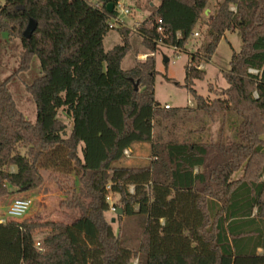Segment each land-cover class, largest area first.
<instances>
[{"label":"trees","instance_id":"16d2710c","mask_svg":"<svg viewBox=\"0 0 264 264\" xmlns=\"http://www.w3.org/2000/svg\"><path fill=\"white\" fill-rule=\"evenodd\" d=\"M119 1L0 4V35L24 46L17 70L0 79V200L9 205L17 193L38 188L46 170L65 194L62 205L79 211L69 222H0V264H264V0H222L207 21L210 0H160L148 5L135 31L119 25L121 43L106 50ZM31 18L37 28L27 39ZM203 26L205 39L190 54L184 86L196 100L191 109L222 114L231 140L155 141L154 119L182 108L155 99L154 53L161 45L187 50ZM227 30H238L241 49L225 72L228 86L209 100L195 89L206 73L199 65ZM133 32L153 55L123 69ZM34 57L41 73L26 84L36 105L32 122L10 86ZM61 110L72 119L69 132ZM145 145L147 160L124 163L127 149ZM110 192L120 196L118 217L137 220L136 247L106 216ZM45 229L50 232L37 246L35 236Z\"/></svg>","mask_w":264,"mask_h":264},{"label":"rangeland","instance_id":"374dc122","mask_svg":"<svg viewBox=\"0 0 264 264\" xmlns=\"http://www.w3.org/2000/svg\"><path fill=\"white\" fill-rule=\"evenodd\" d=\"M222 0H210L208 9L203 15V21L210 20L217 10V5ZM5 0H0L3 4ZM148 3V2H147ZM129 8L130 14L125 15L124 9ZM231 9L234 11L236 7L233 5ZM123 18L122 23L133 27L135 22L141 21L146 12L137 6L135 0H122L118 8ZM117 25L110 29L104 38V47L110 50L115 45L121 43L122 36ZM206 26L197 27L195 32L198 35H192L185 51H175L173 46L161 45L154 53L155 56V85L154 96L160 103L161 107L169 104L170 109L182 108L174 116L169 118L156 117L153 121L154 140L161 143L171 140L183 141L184 139H197L200 137L203 141L214 143L219 139L225 142L231 140L232 133L228 129L227 122L223 127V117L220 113L212 115L206 114L204 111L191 109L196 106V100L193 94L184 86L186 71L185 66L189 63L191 52L198 50L204 41V32ZM131 47L122 60L121 67L123 69L131 68L137 59L144 60L147 56L153 55L142 42V37L133 32L130 36ZM241 36L238 30H227L220 40L215 52L209 61H202L199 68L205 70L203 79L196 80L195 89L199 94L212 100L218 97L219 92L228 86L225 72L230 68V60L234 52L241 49ZM24 46L18 37H10L6 34L0 35V79L13 74L20 65L21 52ZM167 60V61H166ZM41 73L40 61L37 57L31 62L27 71L15 73L10 90L13 99L23 114L32 122L36 120V105L33 97L26 91V84L31 83L34 78ZM59 117L67 123V131L72 126V119L68 117L64 111L59 112ZM223 128V129H222ZM150 145L145 148H137L134 151H125V164H138L137 160L145 161L149 157ZM140 158V159H135ZM11 167V170H14ZM242 171L235 174V178L240 176ZM45 180L36 189H29L17 193L12 197L28 198L32 200L28 211L21 218H12L8 215V204L0 200V219L7 217V221L11 219H32L37 221H60L69 222L73 220L79 211L67 208L62 205L65 198L64 192L59 188L55 179L49 175V171H44ZM134 190V187H130ZM110 204L115 205L119 202V195L110 192ZM106 216L112 220V225L116 232L121 233L128 238V245L131 247L138 246L140 242V228L138 227L135 217H118L117 209H110ZM11 218V219H8ZM49 229H45L36 234V245L40 246L39 241L49 233ZM133 264H137L134 259Z\"/></svg>","mask_w":264,"mask_h":264},{"label":"built area","instance_id":"2783aa9c","mask_svg":"<svg viewBox=\"0 0 264 264\" xmlns=\"http://www.w3.org/2000/svg\"><path fill=\"white\" fill-rule=\"evenodd\" d=\"M119 6H120V3L118 4V8H119ZM124 14L125 15H129L130 14V9L129 8H125L124 9ZM122 21H123V18L121 17L120 11L118 10V14L116 16L112 17L109 20V24H108L109 28L113 29L117 25H126V24L122 23ZM158 22H161V19H158ZM139 23H140V21L135 22L133 27H130L129 25H126V26H129L133 31H135L136 30V26L139 25ZM158 31H162V28L158 27ZM194 35H198V32H195ZM173 48L175 50L177 49L176 47H173ZM164 107L168 108L170 106H169V104H165ZM107 189H110V186H107ZM131 191H133V190L131 189ZM107 200L108 201L110 200V194L107 196ZM31 203H32V200H30L28 198H15V199H13L10 202V204L8 205V210H7L8 215H10L12 218H21V217H23L24 214L30 208ZM111 209L113 211L116 210L115 206H113V205H111ZM8 219H11V218H8ZM6 221H7V217L4 218V219H0L1 223H4Z\"/></svg>","mask_w":264,"mask_h":264},{"label":"crops","instance_id":"0c3cea01","mask_svg":"<svg viewBox=\"0 0 264 264\" xmlns=\"http://www.w3.org/2000/svg\"><path fill=\"white\" fill-rule=\"evenodd\" d=\"M122 0L119 1V3H121ZM137 6H139L140 9H142L145 13V15L143 16V19L146 18L149 13L150 10L148 8V5L153 6V5H158L160 0H135ZM148 2V3H147ZM142 19V20H143ZM132 152V149H128Z\"/></svg>","mask_w":264,"mask_h":264},{"label":"water","instance_id":"95a60500","mask_svg":"<svg viewBox=\"0 0 264 264\" xmlns=\"http://www.w3.org/2000/svg\"><path fill=\"white\" fill-rule=\"evenodd\" d=\"M108 7H109V11H112L113 4H109ZM36 28H37V22L32 18L29 19V22L25 30L23 31V36L27 39L30 38L33 32L36 30ZM117 212H120V210H117Z\"/></svg>","mask_w":264,"mask_h":264},{"label":"clouds","instance_id":"9594fccd","mask_svg":"<svg viewBox=\"0 0 264 264\" xmlns=\"http://www.w3.org/2000/svg\"><path fill=\"white\" fill-rule=\"evenodd\" d=\"M26 206V205H25Z\"/></svg>","mask_w":264,"mask_h":264}]
</instances>
